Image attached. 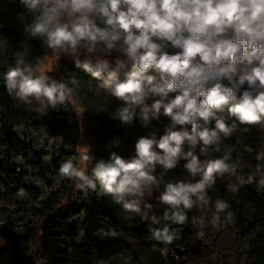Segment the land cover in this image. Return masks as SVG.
<instances>
[{
	"label": "clouds",
	"instance_id": "clouds-1",
	"mask_svg": "<svg viewBox=\"0 0 264 264\" xmlns=\"http://www.w3.org/2000/svg\"><path fill=\"white\" fill-rule=\"evenodd\" d=\"M21 4L33 17L28 35L41 39L45 58L77 57L76 68L123 102L115 119L127 125L139 108L145 122L161 110L172 122L159 140L154 135L139 138L130 158L113 152L107 161L97 160L90 151L83 157L95 161L90 173L71 160L64 161L59 174L78 181L77 189H99L98 195L111 196L126 212L159 224L155 206L143 199L145 192L150 197L153 186L160 188L161 180L154 174L157 164L170 170L185 159L184 167L200 179L168 182L156 197L168 206L164 221L184 224L186 210L208 203L205 189L217 175L236 174L239 159L227 163L234 147L226 146L223 156L203 162L193 150L202 144L200 151L207 154L208 146L215 144L219 152L222 140L229 139L238 125L264 130V0H21ZM114 52L131 62L122 78L125 61L117 57L111 69L106 58ZM35 59L36 63L29 61L24 67L20 61L4 74L9 95L25 104L34 98L53 109L70 100L75 89L39 74L41 58ZM70 83L79 87L76 79ZM169 93L174 95L168 98ZM150 95L160 99L149 105L145 101ZM176 125L180 130H173ZM255 159V173L237 179L241 186L256 183L259 191L264 187V150ZM18 195L24 196L25 191L20 189ZM227 207L217 202V212ZM228 217L231 220L232 213ZM150 231L153 239L165 244L175 237L167 226ZM104 234L117 235L115 231Z\"/></svg>",
	"mask_w": 264,
	"mask_h": 264
},
{
	"label": "trees",
	"instance_id": "trees-1",
	"mask_svg": "<svg viewBox=\"0 0 264 264\" xmlns=\"http://www.w3.org/2000/svg\"><path fill=\"white\" fill-rule=\"evenodd\" d=\"M32 18L21 0H0V187L3 188L0 191V240L4 243L0 248V264H264V187L258 191L256 183L241 186L237 179H247L255 173V156L264 150V130L258 125H238L229 139L222 140L219 152L215 151V144L208 146L207 154L201 153L202 144L195 147L194 154L203 162L223 156L227 147L232 146L235 150L227 163H235L238 158L239 166L235 175L228 171L215 177V182L205 189L208 203L201 202V206L186 210L184 224L164 221L162 216L168 206L159 204L156 197L168 182L200 179L199 174L192 177L184 167L188 163L185 159L179 160L170 170L157 164L154 174L161 180L160 188L157 190L153 186L150 197L145 192L143 199L155 206L153 212L161 218L159 224H151L140 214L126 212L111 196L98 195L99 189L78 188L61 204L62 194L69 191L74 178L64 177L57 189L39 200L41 194L24 184L22 176L14 174L16 157L19 154L28 156L30 150V144L16 136L20 129L48 128L57 132L66 128L73 131L76 151L72 155L62 154L54 162V172L59 174L61 164L68 158L77 168L85 167L90 173L95 161L89 163L83 159L90 151L97 160L107 161L113 152L130 158L135 155V143L139 138L154 135L159 140L172 125L163 110L155 117L150 115L146 122L141 119L139 108L127 125L115 119L123 102L99 88V82L89 74L76 68L75 60H61L53 71L45 73L50 80L65 82L75 89L73 97L64 104L53 109L34 98L31 104L14 99L7 91L4 74L20 61H24L20 67L29 61L36 63L35 58L45 53L41 39L28 35L27 26ZM124 61L121 78L131 66L130 61ZM115 67V63L110 64L111 69ZM72 79L78 81L79 87L70 83ZM173 95L169 93L168 98ZM155 99L160 97L150 95L145 102L150 105ZM75 105L81 112H77ZM41 107L45 110H35ZM185 127L190 130V125ZM180 128L176 125L173 130ZM84 129L90 136L87 150L80 153L78 146L83 142ZM32 142L38 144V150L32 154L39 164L41 155L48 149L46 145ZM188 150L185 142L184 151ZM20 189L25 191L24 196L18 195ZM217 202L228 207L217 212ZM228 213H232L231 220ZM201 217L203 221L199 223ZM165 226L175 233L171 244L152 237L151 228ZM101 229L103 232L99 231ZM111 231L117 235L104 234ZM76 238L80 242L73 249L63 248ZM106 258L108 263H105Z\"/></svg>",
	"mask_w": 264,
	"mask_h": 264
},
{
	"label": "built area",
	"instance_id": "built-area-1",
	"mask_svg": "<svg viewBox=\"0 0 264 264\" xmlns=\"http://www.w3.org/2000/svg\"><path fill=\"white\" fill-rule=\"evenodd\" d=\"M72 133L73 131L66 128L59 129L57 132L48 128H40L38 130L32 128L30 130L20 129L16 132L18 139L21 141L26 140L25 142L30 144V150L28 151V156L19 154L16 157L14 174L22 176L24 184L34 188L41 194L39 200H42L45 195L57 189L59 181L64 179L60 174L54 172V162L59 160L62 154L66 156L75 153L76 147L72 141ZM32 141H36L41 146H47V153L41 155V167L37 158L32 154L33 151L36 152L38 150V144ZM68 160L73 161L71 158H68ZM0 191H3L2 187H0ZM79 242V238H76L73 242L64 245L63 248L71 250Z\"/></svg>",
	"mask_w": 264,
	"mask_h": 264
},
{
	"label": "rangeland",
	"instance_id": "rangeland-1",
	"mask_svg": "<svg viewBox=\"0 0 264 264\" xmlns=\"http://www.w3.org/2000/svg\"><path fill=\"white\" fill-rule=\"evenodd\" d=\"M50 55H51V53L48 52L47 53V56H50ZM45 56H46V53H43V54L40 55L41 60H40V64H39V74H43V75H45V73H47V72L53 71L54 68H55V65H57L61 60H75L77 58V57H65V56H61V58L59 59V61H53L51 59L45 58ZM117 57H119L122 60L127 59L126 57L122 56L121 54L115 53V52L112 53L110 56H108L106 58L109 59L110 64H111V63H115L114 61H115V59ZM79 59L84 60L85 57L83 55H81L79 57ZM75 108H76V110H77L78 113L81 112V109H80V107L78 105H75ZM82 134H83L82 135L83 142L78 146V150H79L80 153H84L87 150V146H86L87 144L86 143H87L88 138L90 136L89 133L87 131H85V129L83 130V133ZM78 169H85V167H79ZM76 183H78V181H76L75 179H73V185L70 187L69 191L65 195H64V193L62 194L63 197L60 200V203L61 204H63L65 202V199L67 197L70 198L69 196H70V194L72 192H74V191L77 190V188L75 186ZM60 210H62V209H60ZM3 247H4V243H3V241L0 240V248H3ZM108 260L109 259L106 258L105 263H108ZM95 261L97 262L98 259H96Z\"/></svg>",
	"mask_w": 264,
	"mask_h": 264
}]
</instances>
